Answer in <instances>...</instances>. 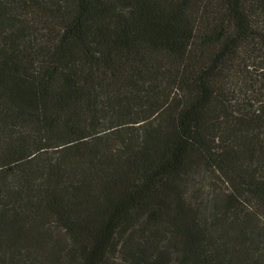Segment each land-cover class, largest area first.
<instances>
[{
    "label": "trees",
    "instance_id": "16d2710c",
    "mask_svg": "<svg viewBox=\"0 0 264 264\" xmlns=\"http://www.w3.org/2000/svg\"><path fill=\"white\" fill-rule=\"evenodd\" d=\"M0 264H264V0H0Z\"/></svg>",
    "mask_w": 264,
    "mask_h": 264
}]
</instances>
